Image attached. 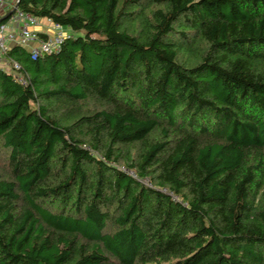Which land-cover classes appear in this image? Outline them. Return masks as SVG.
Instances as JSON below:
<instances>
[{"label":"trees","instance_id":"trees-1","mask_svg":"<svg viewBox=\"0 0 264 264\" xmlns=\"http://www.w3.org/2000/svg\"><path fill=\"white\" fill-rule=\"evenodd\" d=\"M16 9L69 31L2 56L0 264H264V0Z\"/></svg>","mask_w":264,"mask_h":264},{"label":"built area","instance_id":"built-area-1","mask_svg":"<svg viewBox=\"0 0 264 264\" xmlns=\"http://www.w3.org/2000/svg\"><path fill=\"white\" fill-rule=\"evenodd\" d=\"M5 2L6 0H0V12L3 9ZM12 20L19 23L17 38L20 43L37 39V34L32 30V27L39 23L38 17L15 9L12 14ZM51 25L53 33L47 35L45 38L37 39V44L29 50L31 57L58 50L61 42L66 36V31L59 24L51 22ZM15 38L16 34L10 30L8 24L0 20V57L4 55L5 50L8 48V42H12ZM10 65L13 69H18L17 63L12 62ZM17 79L21 80V82L25 81L23 76L19 74H17Z\"/></svg>","mask_w":264,"mask_h":264},{"label":"crops","instance_id":"crops-1","mask_svg":"<svg viewBox=\"0 0 264 264\" xmlns=\"http://www.w3.org/2000/svg\"><path fill=\"white\" fill-rule=\"evenodd\" d=\"M16 0H6L4 7L2 11L0 12V20H3L4 23L8 24V27L11 31H13L16 34V38L12 42H8V47L11 45H21L24 47L27 51H29L32 47H34L37 44V39L41 38L39 35H51L53 33L51 22L48 21L46 18H39V23L32 27V30L37 34V39L34 40H28L24 43H20L17 38V32L19 29V23L12 20V14L14 11H11L15 5ZM66 33L69 31L68 29H65ZM5 62H3V58H0V66H3Z\"/></svg>","mask_w":264,"mask_h":264},{"label":"water","instance_id":"water-1","mask_svg":"<svg viewBox=\"0 0 264 264\" xmlns=\"http://www.w3.org/2000/svg\"><path fill=\"white\" fill-rule=\"evenodd\" d=\"M18 1L19 0H16L15 5H14V7H13V9L11 11H14L17 8Z\"/></svg>","mask_w":264,"mask_h":264},{"label":"rangeland","instance_id":"rangeland-1","mask_svg":"<svg viewBox=\"0 0 264 264\" xmlns=\"http://www.w3.org/2000/svg\"><path fill=\"white\" fill-rule=\"evenodd\" d=\"M0 58H3L2 56L0 57ZM4 62V61H3ZM4 65V67H7V68H9V65L8 64H6V63H3Z\"/></svg>","mask_w":264,"mask_h":264}]
</instances>
